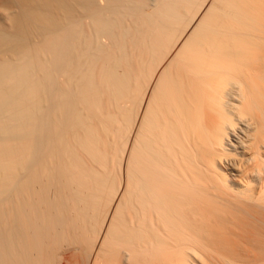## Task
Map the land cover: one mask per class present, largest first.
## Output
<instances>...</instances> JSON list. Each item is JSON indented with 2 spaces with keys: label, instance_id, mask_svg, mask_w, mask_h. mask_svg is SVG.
<instances>
[{
  "label": "bare ground",
  "instance_id": "obj_1",
  "mask_svg": "<svg viewBox=\"0 0 264 264\" xmlns=\"http://www.w3.org/2000/svg\"><path fill=\"white\" fill-rule=\"evenodd\" d=\"M0 264H264V0H0Z\"/></svg>",
  "mask_w": 264,
  "mask_h": 264
},
{
  "label": "clouds",
  "instance_id": "obj_2",
  "mask_svg": "<svg viewBox=\"0 0 264 264\" xmlns=\"http://www.w3.org/2000/svg\"><path fill=\"white\" fill-rule=\"evenodd\" d=\"M238 87H239V85H238ZM246 119H247V117L243 113L239 114V120L240 121L245 122ZM248 126H250V125H248ZM238 127H239V125L231 117H229L226 120H223L221 122V130L224 133V138L228 137V129H231L232 132L235 133L236 129Z\"/></svg>",
  "mask_w": 264,
  "mask_h": 264
}]
</instances>
